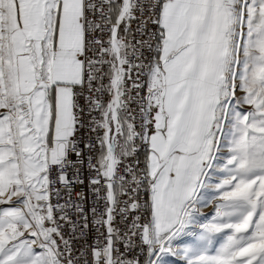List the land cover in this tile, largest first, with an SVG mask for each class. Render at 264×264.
Listing matches in <instances>:
<instances>
[{
    "label": "crops",
    "instance_id": "obj_1",
    "mask_svg": "<svg viewBox=\"0 0 264 264\" xmlns=\"http://www.w3.org/2000/svg\"><path fill=\"white\" fill-rule=\"evenodd\" d=\"M14 2L20 43L11 93L16 111L12 102L11 111L3 113L10 118L0 123V174L4 158L16 160L22 186L0 180V211L13 192L14 200L25 198L26 190L35 198L44 194L45 165L59 158L73 135L72 87L82 75L83 0ZM111 4L120 10L123 0ZM232 15V0L163 4L161 40L148 77L157 131L145 134L142 156L150 215L145 239L161 249L179 245L180 250L183 210L192 201L204 207L199 199L211 166L206 152L211 111L205 112V98H217L229 70ZM28 203L20 204L31 224L38 225V203Z\"/></svg>",
    "mask_w": 264,
    "mask_h": 264
},
{
    "label": "built area",
    "instance_id": "obj_2",
    "mask_svg": "<svg viewBox=\"0 0 264 264\" xmlns=\"http://www.w3.org/2000/svg\"><path fill=\"white\" fill-rule=\"evenodd\" d=\"M165 1L129 0L123 10V0L118 68L111 0H83L82 75L72 87L73 135L59 158L46 163L49 182L37 199L43 203L37 206L40 234L52 245L58 264H145L150 215L141 153L144 125L157 131L148 77L161 40ZM108 131L115 147L111 179Z\"/></svg>",
    "mask_w": 264,
    "mask_h": 264
},
{
    "label": "rangeland",
    "instance_id": "obj_3",
    "mask_svg": "<svg viewBox=\"0 0 264 264\" xmlns=\"http://www.w3.org/2000/svg\"><path fill=\"white\" fill-rule=\"evenodd\" d=\"M232 3L229 70L217 98H205V112L211 111L206 140L211 166L199 199L204 207L194 202L191 210V202L183 210L180 250L179 245L155 247L146 236L151 246L144 253V261L149 253L148 264H264V0ZM15 14L14 0H0L2 126L10 118L3 113L16 111L11 96L20 46ZM144 133L151 132L146 128ZM1 168L0 180L22 186L16 160L4 158ZM26 191V199L16 198L0 211V264H58L50 248L37 246L33 230L29 237L34 224L20 203H38V197ZM191 216L194 223L186 222Z\"/></svg>",
    "mask_w": 264,
    "mask_h": 264
},
{
    "label": "water",
    "instance_id": "obj_4",
    "mask_svg": "<svg viewBox=\"0 0 264 264\" xmlns=\"http://www.w3.org/2000/svg\"><path fill=\"white\" fill-rule=\"evenodd\" d=\"M128 3H129V0H124L123 10H125L127 8ZM121 19H122V16L119 15L118 18H117V21L115 23V30H114V45H115L116 52H117V65H118V68L120 67V46H119V44L117 42V35H118V32H119V26H120V23H121ZM116 84H117V82H115L113 84V87H116ZM115 98L117 100V98H118L117 94L115 95ZM108 144H109V151H111L110 159H109V176H110V179H111L112 178L113 161H114V156H115V147L112 144V140H111L109 131H108ZM109 188L111 190V202H113V185H112V183H110V187ZM112 245H113V238H111V251H112Z\"/></svg>",
    "mask_w": 264,
    "mask_h": 264
},
{
    "label": "bare ground",
    "instance_id": "obj_5",
    "mask_svg": "<svg viewBox=\"0 0 264 264\" xmlns=\"http://www.w3.org/2000/svg\"><path fill=\"white\" fill-rule=\"evenodd\" d=\"M148 129L149 132L152 133V125H144V131L145 129ZM46 182H49V175H46ZM13 196H11L12 198ZM9 200H6L3 202L4 205H9L11 204L12 202H14L15 200H10V203H8ZM194 208H196V206H192L191 210ZM36 229V230H35ZM33 233L35 234V238L37 239V246L39 247H47V248H50L52 254H53V248H52V245L49 244V242H45V234H40V227L39 226H36L34 225V229H33ZM148 251V250H147ZM145 255V254H144ZM147 256V254L144 256V259L145 257ZM57 259V258H56ZM58 260V259H57Z\"/></svg>",
    "mask_w": 264,
    "mask_h": 264
},
{
    "label": "trees",
    "instance_id": "obj_6",
    "mask_svg": "<svg viewBox=\"0 0 264 264\" xmlns=\"http://www.w3.org/2000/svg\"><path fill=\"white\" fill-rule=\"evenodd\" d=\"M121 7V6H120ZM119 7V8H120ZM112 12H113V21L116 22L117 18L119 16L120 10H115L112 7ZM124 33V21L120 24V29H119V36L122 35ZM146 153V150L143 148V151L141 153V155L144 157V154ZM148 258V257H147ZM145 260V264L149 263V258Z\"/></svg>",
    "mask_w": 264,
    "mask_h": 264
}]
</instances>
